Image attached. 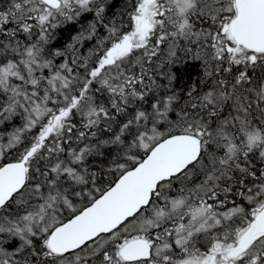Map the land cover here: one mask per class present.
<instances>
[{
  "label": "snow or ice",
  "instance_id": "1",
  "mask_svg": "<svg viewBox=\"0 0 264 264\" xmlns=\"http://www.w3.org/2000/svg\"><path fill=\"white\" fill-rule=\"evenodd\" d=\"M0 264H264V0H0Z\"/></svg>",
  "mask_w": 264,
  "mask_h": 264
}]
</instances>
